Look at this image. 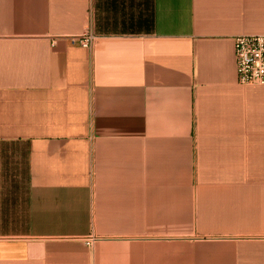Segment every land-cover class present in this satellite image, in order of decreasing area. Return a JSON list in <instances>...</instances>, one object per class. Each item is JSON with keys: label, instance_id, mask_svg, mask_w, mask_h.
<instances>
[{"label": "crops", "instance_id": "1", "mask_svg": "<svg viewBox=\"0 0 264 264\" xmlns=\"http://www.w3.org/2000/svg\"><path fill=\"white\" fill-rule=\"evenodd\" d=\"M246 35L264 0H0V264H264Z\"/></svg>", "mask_w": 264, "mask_h": 264}, {"label": "built area", "instance_id": "2", "mask_svg": "<svg viewBox=\"0 0 264 264\" xmlns=\"http://www.w3.org/2000/svg\"><path fill=\"white\" fill-rule=\"evenodd\" d=\"M68 40L72 45L89 49L96 35L89 28ZM233 41L237 83L243 86H264V35L237 36Z\"/></svg>", "mask_w": 264, "mask_h": 264}]
</instances>
